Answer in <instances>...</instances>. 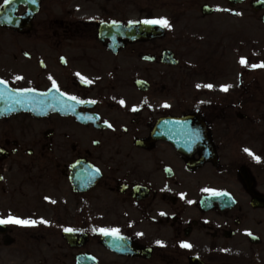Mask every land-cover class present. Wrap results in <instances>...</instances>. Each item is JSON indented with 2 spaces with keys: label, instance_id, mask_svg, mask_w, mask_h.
Masks as SVG:
<instances>
[{
  "label": "flooded vegetation",
  "instance_id": "flooded-vegetation-1",
  "mask_svg": "<svg viewBox=\"0 0 264 264\" xmlns=\"http://www.w3.org/2000/svg\"><path fill=\"white\" fill-rule=\"evenodd\" d=\"M235 1L159 0L147 10L135 0H10L0 80L15 95L33 89L27 100L42 93L47 111L0 104V208L37 221L0 235V253L11 240L9 258L28 251L19 261L37 264H241L240 247L251 264L264 255V113L255 88L235 65L186 56L207 41L187 32L194 16L205 22L223 8L235 18L239 7L264 3ZM204 5L212 12L198 15ZM250 14L264 27V10ZM159 18L170 27L144 26L139 38L125 27ZM113 21L116 29L100 35Z\"/></svg>",
  "mask_w": 264,
  "mask_h": 264
},
{
  "label": "rangeland",
  "instance_id": "rangeland-1",
  "mask_svg": "<svg viewBox=\"0 0 264 264\" xmlns=\"http://www.w3.org/2000/svg\"><path fill=\"white\" fill-rule=\"evenodd\" d=\"M149 4L151 9H155L159 4ZM200 2L203 0H192ZM191 3V2H190ZM220 7V6H219ZM194 9L198 7L192 5L188 8L190 15H195ZM220 14L215 18L203 21L194 16L195 21L189 22L187 32H196L199 35H205L207 41L200 45V50H190V57L195 58L194 61L206 63L208 65L231 64L240 70V80L248 83L249 86L255 88L259 111L264 113V67L253 68L251 65L264 64V27L257 22L254 23L251 9L249 6H241L236 13L232 14L235 18H228L223 12V8H219ZM157 15V14H155ZM200 15V13H198ZM187 18L184 20L186 21ZM190 26V29H189ZM194 27V29H193ZM233 32L228 35L222 32ZM190 32V35L193 34ZM236 34V35H235ZM244 58L246 63H240ZM6 214L0 212V218H5ZM242 249V247H240ZM0 253V264H16L17 257L9 258L12 249L2 248ZM241 260V264H243ZM260 264H264V257Z\"/></svg>",
  "mask_w": 264,
  "mask_h": 264
},
{
  "label": "snow or ice",
  "instance_id": "snow-or-ice-1",
  "mask_svg": "<svg viewBox=\"0 0 264 264\" xmlns=\"http://www.w3.org/2000/svg\"><path fill=\"white\" fill-rule=\"evenodd\" d=\"M9 2H10V0H4L5 4H8ZM29 2L31 3L32 0H29ZM236 15H240V13H236ZM112 23L115 24L116 22L113 21ZM129 23H132V22L130 21ZM139 23H142V24H145V25H158L161 28H169L170 27V24H169L168 20L165 19V18L145 19V20L139 21ZM240 63L242 65H244L246 63L245 59L241 58ZM251 67H253V68L264 67V64L251 65ZM16 79L19 80V79H21V77H16ZM81 79L83 80L84 78L81 77ZM85 82L86 83H90L91 81H85ZM0 86H3V89L0 90V96H2L3 95V91L7 90L6 81L0 80ZM198 87H199V85H198ZM205 87L212 88L213 86L209 84V85H205ZM228 87H230V86H222V90L223 91H227ZM53 88H56V84H55L54 81H53ZM32 91H33V89H20L17 92V102L18 103H22L23 102V97L25 96V94L26 93H30ZM57 91H59L58 88H57ZM60 96H62V97L65 96V93L61 92ZM66 99L69 100V101H75L76 103H80L81 102L75 96H67ZM93 103H94V101H93ZM120 103L123 104L124 101L121 100ZM69 107H71V105H69ZM164 107H168V105H164ZM133 110L135 111V109H133ZM108 126L111 127V125H108ZM244 151L247 152L249 155H253L251 153V151L249 149H247V148H245ZM254 158L259 160V157H254ZM97 172H98V170H97ZM204 191H209L214 196H227L228 195L225 192H215V191H213L211 189H205ZM181 198H183V196H181ZM52 203H55V201H52ZM189 203H191V201H189ZM160 215H164V213H160ZM39 222L40 223H45V224L47 223V221H43V220H41ZM6 223H14V224H18V225L28 226V225H35L37 223V221L21 220L19 218H15V217H12L11 215H9V217L7 219H0V224H6ZM64 231L65 232H72L74 230L71 229V228H65ZM99 231L105 236L111 235V236H115L116 239H123V237L119 236V229H115V228H111V229H109V228H101V229H99ZM137 235L139 236V235H142V234L141 233H137ZM248 235H251V233H248ZM156 243L160 244L161 246H163L161 241H157ZM180 246L183 247V248H191V245L186 243V242H182Z\"/></svg>",
  "mask_w": 264,
  "mask_h": 264
},
{
  "label": "water",
  "instance_id": "water-1",
  "mask_svg": "<svg viewBox=\"0 0 264 264\" xmlns=\"http://www.w3.org/2000/svg\"><path fill=\"white\" fill-rule=\"evenodd\" d=\"M260 4V3H259ZM9 5L8 4L4 5V9L2 12H0V27H11L10 19H9ZM253 7L257 10L259 8H262L260 5L254 4ZM211 12V9L204 7L203 8V14H209ZM9 91H3V95L0 96V104H4L6 106V109L9 110V112H19V111H26V112H33L32 114H36V112H42L43 108L42 105L43 103L39 101L37 104H30L26 101H23L22 103H18L15 98H13L12 95L6 93ZM172 121V125H173ZM165 123H170V121H161L159 125H164ZM180 123V122H177ZM169 125L167 126V128ZM6 229L4 227H0V232H4Z\"/></svg>",
  "mask_w": 264,
  "mask_h": 264
}]
</instances>
